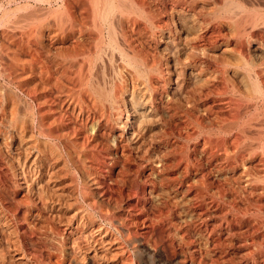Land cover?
<instances>
[{"label": "rangeland", "instance_id": "rangeland-1", "mask_svg": "<svg viewBox=\"0 0 264 264\" xmlns=\"http://www.w3.org/2000/svg\"><path fill=\"white\" fill-rule=\"evenodd\" d=\"M33 1L0 0V97L2 98H0V216H3L6 222H10L9 224H12L11 226L13 228V235L9 238L10 240L0 235L1 264H15L14 262L17 259L16 254H21L20 257L26 264H72L71 260L73 259L74 252L72 254L71 247L73 248L76 244L80 245L83 240V236L80 238L81 235H75L77 232L73 231L74 219H76L79 211L88 210L87 202L97 203L99 206L106 207L108 210L107 220H104L99 215V212L93 210H88L90 212L89 217L93 219V225L95 223L94 227H100L104 231H107L109 237L120 240L117 241L120 251L124 248L123 252L119 251V255L117 254L113 260L110 257L106 261L104 259L97 260L94 264L100 262V264L107 263V260L108 264H113L114 262V264H121L120 262H123V260L125 263V259V264L138 263L137 259H134L135 257L131 246L125 243L123 236L117 231L121 229H119L118 224L115 225L117 219L119 222L120 220L122 222L125 221L124 223L121 222L122 226L124 225V232L128 231L127 233L130 235L133 233L134 236L131 235V237L140 238L139 241L149 251L155 250L152 252L154 254L158 253L147 260V264H162L168 259H174L175 264H264V192L261 191L259 185L245 188L241 184L240 174L242 173V167L239 161H244V164L246 162V164L250 165L245 164L248 166L251 174L259 177L264 176V172H262L264 171V161L261 160L260 156L262 154L261 152L264 153V151L261 150L263 147L261 149L259 148L262 143L264 145V140L262 137H259L264 128V117L255 119L253 122L251 121V127L253 129H246V136H249V139L252 137L251 140L247 139L245 141L242 137L238 139L241 142L245 141L241 144L243 146L245 145L244 148L246 150L242 148L243 146L239 147L240 150H235V146L233 145H235L236 140L234 139L239 138L236 134L225 138V142L228 145L224 142V146L220 143V139L222 140L219 137L220 135H214L216 132L215 126L222 124V121L229 122L234 115L238 114V111L234 108L235 106L233 104L231 105L227 96L222 97L216 94L217 87H220L216 83L202 88L199 94L194 95V98L190 99L191 102H193L192 100L196 102V105L194 102L192 103L193 105L191 104L193 108L190 105H182L191 94L192 91L190 90L196 87V82L192 77L188 76L189 79L187 78L184 81V87L181 90L175 88L176 86L169 88L165 86L168 96L162 99L157 97V95L156 102L154 100L155 104L157 103L156 119L159 122L163 119V123L166 121L163 126L167 125L170 129L168 130L167 126L165 128L161 127V130L163 129L164 131H162L165 133L161 132L159 130V124L162 121L160 123L157 121L155 126L150 127L142 135L140 134L137 141L128 140L125 138L126 134H120L114 125L115 117L113 115L109 117L107 112L102 109V106L99 103L97 104V101L94 102L92 97L89 96L87 87L86 89L84 87L88 79H91L90 81H94L93 83L99 82L98 84L104 88L115 90L117 93H120L119 90H123L124 87L128 86L129 89L133 82L125 72L121 74L122 62H117L118 57L115 53V56H112V63L106 57H102V60H95L94 54L80 55L78 53L77 55L75 53L77 56H73V54H70V56L68 53L59 50L71 46V42L65 46L54 45L52 40L47 36L44 37V41L46 40L45 43L48 46L50 44L51 46L53 45V48L48 49L42 46L40 48V45L36 42V37L40 34L38 30L44 27V25H56L57 19L55 15L58 16L60 11H65L64 8L66 6L63 3L65 0H40L39 2L35 0L36 3ZM67 1L69 2L68 7L70 13L76 18H80L83 14V0ZM145 1L155 5V11L158 14L159 12L161 13L162 18L168 21L173 31H177V36H186L185 34L188 33L186 25L182 23L178 14L171 9H179L184 6L183 8L184 10L186 9V14L188 10L185 5L175 4V0ZM216 1L219 3V0H199L191 9L197 13L203 11V8L207 4L211 5L213 3V5H218ZM232 1L240 4L244 3L243 5L246 6H257L260 4L262 6L263 4V0ZM35 7L38 9L35 10ZM4 11L7 12L8 16ZM161 11L164 13L162 14ZM1 12L5 15L3 16ZM45 12L47 13L46 15ZM33 14L38 15V19ZM51 19L53 22L50 21ZM209 26L202 29V32L200 31V38H203V43L209 45V42L212 44L217 40L225 39V37L229 39L227 32L225 31V33L217 24L216 26L218 28L214 24ZM251 32L250 36L252 39H255H251L253 42L250 44H243V47H240L230 39L229 44L226 39L225 42L231 46L229 47L231 50L233 49L232 51L240 52L244 58H254V60L260 62L264 59V54L255 47L254 43H262V41L264 43V30L258 28ZM146 42H140L142 43L141 46L143 44L145 46H143L144 48L140 46V49L143 48L142 50L147 51L146 53L142 51L143 55L147 54L146 57L148 59L151 58L156 63L159 62L158 64L161 69L163 67L165 68H163L164 71L162 70V73L163 78L166 79L169 74L173 73L172 68L175 65V60L178 58L176 53L173 49L161 42ZM199 61L196 59L195 64L199 65ZM208 61L210 60H203V63L200 65L203 66L206 62L204 67H206V64H208L207 67H211L213 61ZM118 67L121 69L119 70ZM122 75H124V78ZM93 77L96 81L92 79ZM165 79L157 83L159 87L165 85ZM108 83L109 85H107ZM257 105L260 109L261 103L257 101ZM173 106L180 107L181 109H175L176 111H174ZM204 109L205 112L203 113ZM11 111H14L13 113L16 114L11 113ZM233 111L236 112L234 113ZM172 112L178 114L173 116L174 114H171ZM186 113L191 115L189 116ZM8 125L11 126L9 127ZM22 128L23 130H21ZM199 128L200 131L198 130ZM165 130L168 131L169 136ZM209 132H211V135H209ZM257 132L260 133L257 134ZM195 133L197 134L195 135ZM18 134L20 135L18 136ZM151 134H154L152 135L153 137ZM171 134L172 136H170ZM188 134L193 137L187 136ZM216 136L218 140L215 138ZM207 138L210 140H206ZM188 139L190 140L188 141ZM250 148L251 152L253 150H259L260 153H254L260 155H254V158L249 159L247 155L249 154ZM233 150L236 151V154ZM229 151L233 155H231L232 153H228ZM29 152H31L30 155ZM226 155L229 159L231 156L233 158L235 156L234 161L236 159L237 161L234 162L232 157V160L229 161L225 158ZM16 158L18 161L15 160ZM244 158L246 160H242ZM231 165L233 168H230L232 167ZM234 165L236 166L235 168ZM232 169L235 170L231 171ZM83 170L86 173H82ZM87 175H90L89 178L93 182L92 185L91 183L85 184L87 182L85 178L88 177ZM237 180L239 181L236 183ZM33 184L36 185L34 186ZM256 193L259 194L257 195ZM52 195L55 196L53 197ZM224 195L225 197H223ZM45 202L46 204H44ZM72 216L75 217L73 218ZM58 246L62 247L59 248ZM4 250L5 252H3ZM96 251L98 252V250ZM5 253L7 254L5 255ZM119 258L122 259L119 260ZM162 258L164 261H162Z\"/></svg>", "mask_w": 264, "mask_h": 264}, {"label": "bare ground", "instance_id": "bare-ground-1", "mask_svg": "<svg viewBox=\"0 0 264 264\" xmlns=\"http://www.w3.org/2000/svg\"><path fill=\"white\" fill-rule=\"evenodd\" d=\"M35 1V0H34ZM33 1V2H34ZM40 1V0H36ZM35 1V3H36ZM42 1V0H41ZM63 1V0H62ZM82 1V0H81ZM158 1V0H156ZM161 1V0H160ZM159 1V2H160ZM199 0H178L175 4H183L185 7H187L188 13L185 14L184 6L182 8H171L172 11L176 12L178 16L180 17V20L182 23H184L187 27L188 33L185 34L186 36L180 37L177 36L176 32L173 31L170 28V25L168 21L165 18H162L163 16L159 12V14L155 11V5L147 3L145 0H83L82 2V10L83 14L80 16V18H76L74 15H72L69 11V2L65 0L63 3L66 6L65 11H60L58 13L59 15L56 16L57 22L56 25L53 24V26L44 25V27L40 28L38 31L40 34L36 37V42L38 45L52 49L53 45L48 46L46 45V40L44 41V37H49L54 45H62L65 46L67 44L70 45L69 47H64L60 49L59 51H63L70 54H73V56H77L78 53L80 55H90L94 54L96 58L95 60H102V57L108 58L110 63H112V56H117L118 63L122 62V69L119 68L121 74L122 72H125L131 79L132 84L130 88L124 87L123 90H119L120 93H117V91L112 89L104 88L98 83H93L90 81L91 79L85 80L87 81L85 89L87 87V90L89 92V96L92 97L93 101L97 104L99 103L102 106V109L107 112L109 117L112 115L115 117V126L117 127L120 134H126L125 138L131 141H137L139 138V135L145 133L150 127L155 126L157 123L156 119V96L159 98L167 97L166 87L168 88L171 86H176L175 88H178L179 90L184 87L183 83L188 78V76L192 77L193 80L196 82L191 94L187 98V100L182 103L186 104V106L190 105L192 106L193 102H191L190 99L194 98V95L199 94L202 90V88L207 87L211 84H217L220 85L217 88V95L218 96H224L228 97L229 102H231V105L233 104L235 109L238 111V114L231 115L233 116L232 119L229 122H221L222 124H219L215 126L216 132L214 135L219 136L222 138L220 139V143H224L226 140L225 138L230 137L231 135H238L239 138H235V150H240V146H243L241 143L245 142L247 139H249V136H246V129H253L251 127V121L263 118L264 117V59L259 61H256L251 58L246 59L244 56L240 54V52H235L230 49L229 39L233 40L236 44H238L240 47H243V44H250L253 42L252 37L250 34L251 31L254 29H263L264 30V0L263 4L261 6L257 5H251L246 6L237 2H234L232 0H219L216 1L218 5H211L207 4L203 11L194 12L195 10H192L191 7H193L194 4H197ZM241 1V0H240ZM47 2V1H46ZM49 2V1H48ZM78 2V1H77ZM151 2V1H150ZM163 2V1H162ZM171 2V1H168ZM197 2V3H196ZM207 2V1H205ZM62 3V2H61ZM62 3V4H63ZM155 3V2H154ZM161 3V2H160ZM165 3V2H164ZM202 3V1H200ZM47 4V3H46ZM166 4V3H165ZM170 4V3H169ZM173 4V2H172ZM215 4V3H214ZM16 5V4H15ZM34 5V4H33ZM41 5V4H40ZM48 5V4H47ZM171 5V4H170ZM174 5V4H173ZM200 5V4H199ZM202 5V4H201ZM249 5V4H248ZM1 6V5H0ZM22 7V5H20ZM20 6H17L21 8ZM24 6V5H23ZM26 6V5H25ZM58 6V5H57ZM15 7V6H14ZM29 7V6H28ZM27 7V8H28ZM38 7V6H36ZM35 7V10H37ZM48 7V6H47ZM59 7V6H58ZM173 7V6H172ZM180 7V6H178ZM196 8V6H194ZM32 8V7H31ZM34 8V6H33ZM40 8V7H39ZM43 8V7H42ZM46 8V7H45ZM61 8V9H62ZM18 9V8H17ZM23 9V8H22ZM44 9V8H43ZM79 9V8H78ZM158 9V8H157ZM170 9V8H169ZM194 9V8H193ZM30 10V9H29ZM28 10V11H29ZM47 11V9H45ZM192 10V11H191ZM33 11V10H32ZM190 11V12H189ZM197 11V9H196ZM25 12V11H24ZM31 12V11H30ZM43 12V11H42ZM53 12V11H52ZM58 12V11H56ZM162 14L164 13L161 11ZM171 12V11H170ZM3 13V12H1ZM4 13L7 14L6 11ZM3 13V16L5 15ZM35 13V11H34ZM62 13V14H61ZM169 13V12H168ZM174 13V14H176ZM43 14V13H42ZM47 13L45 12V15ZM35 15V14H33ZM50 15V14H49ZM170 15V14H169ZM168 15V16H169ZM8 16V14H7ZM22 16V15H21ZM27 16V15H26ZM37 16L38 19V15ZM40 16V14H39ZM34 17V16H33ZM43 17V16H42ZM48 17V16H46ZM2 18V17H1ZM6 18V17H5ZM54 18V15H53ZM173 18V16H171ZM178 18V17H177ZM17 19V18H15ZM35 19V17H34ZM165 19V20H163ZM7 20V19H6ZM178 20V19H177ZM3 21V20H2ZM23 21V20H22ZM39 21V20H38ZM47 21V20H46ZM45 21V22H46ZM49 21V20H48ZM52 21V19L50 20ZM6 22V21H5ZM37 22V21H36ZM53 22V21H52ZM4 23V22H3ZM23 23V22H22ZM38 23V22H37ZM14 24V23H13ZM18 24V23H17ZM16 24V26H18ZM214 24L215 27L216 24L218 27L222 28L224 32H227V36L229 39L223 40H217L210 44L203 43V38H200V31L204 29L205 27H208L209 25ZM173 26V25H172ZM171 26V27H172ZM12 27V26H11ZM19 27V26H18ZM181 27V26H180ZM183 27V25H182ZM210 27V26H209ZM217 27V28H218ZM181 30V29H180ZM182 31V30H181ZM202 32V31H201ZM225 32V33H226ZM183 33V32H182ZM206 33V32H205ZM179 35V34H178ZM215 35V34H214ZM213 37V36H212ZM219 37V36H218ZM223 37V36H222ZM221 37V38H222ZM258 38V37H257ZM256 38V39H257ZM262 38V37H261ZM202 42H201V40ZM252 39V40H251ZM144 41H151V42H161L164 45H167L173 51L176 53V56L178 57L175 60V65L172 68L173 73L169 74L166 79L163 78V73L161 67L159 66V62L156 63L155 60L148 59L146 55L143 53L145 50H142L145 46L140 42ZM205 41V40H204ZM122 44V45H121ZM147 45L148 42H146ZM145 44V45H146ZM153 44V43H152ZM151 44V45H152ZM157 44V43H156ZM154 44V45H156ZM153 45V46H154ZM255 47L258 48L259 51H261L264 54V43L261 42H255ZM6 46V45H5ZM140 46L143 47L140 49ZM230 46V47H229ZM237 46V45H236ZM4 47V46H3ZM148 47V46H147ZM157 47V46H155ZM168 49L167 47H165ZM254 48V47H253ZM159 49V48H158ZM237 49V48H236ZM249 49V48H248ZM251 49V48H250ZM7 50V48H6ZM143 51V53H142ZM169 51V50H168ZM237 51V50H236ZM253 51V50H252ZM58 52V50H57ZM147 52V51H146ZM145 52V53H146ZM149 52V51H148ZM154 52V51H153ZM75 53L77 55H75ZM115 53V55H114ZM158 53V52H156ZM174 53V54H175ZM47 54V53H46ZM247 54V53H245ZM9 55V54H8ZM68 55V56H69ZM151 55V54H150ZM159 55V54H158ZM259 55V54H258ZM4 56V55H3ZM10 56V55H9ZM71 56V55H70ZM260 56V55H259ZM252 57V56H250ZM17 58V57H16ZM82 58V57H81ZM260 58V57H259ZM155 59V58H153ZM200 60L198 63H203V60H212L213 64H211V67H207L208 64H206V67L202 65H196L195 60ZM201 59H203L201 61ZM262 59V58H261ZM108 61V62H109ZM208 61V62H210ZM211 61V62H212ZM263 61V62H262ZM23 62V61H22ZM89 64V63H88ZM97 64V63H96ZM166 64V63H165ZM79 65V64H78ZM89 66V65H87ZM105 66V65H104ZM38 67V66H37ZM113 67V66H112ZM170 67V66H169ZM165 69V68H164ZM171 69V70H172ZM112 70V69H111ZM164 71V70H163ZM166 71V70H165ZM189 71V73H187ZM1 72V70H0ZM119 72V73H120ZM103 73V72H102ZM10 74V73H9ZM89 74V72H88ZM115 74V73H114ZM113 74V75H114ZM124 74V75H125ZM124 75L123 78H124ZM61 76V75H60ZM90 76V74H89ZM115 76V75H114ZM96 77V76H95ZM118 77V76H117ZM127 77V76H126ZM105 78V77H104ZM110 78V77H109ZM163 78V79H162ZM191 78V79H192ZM94 79V77L92 78ZM118 79V78H117ZM166 80L165 85L159 87L157 83H160L159 81ZM189 79V78H188ZM96 81V79H94ZM124 80V79H122ZM60 81V80H59ZM82 81V79H81ZM100 81V80H99ZM103 81V80H102ZM80 84V83H79ZM104 84V83H103ZM157 84V85H156ZM109 85V83L107 84ZM122 85V84H121ZM3 88V87H2ZM162 88V89H161ZM4 89V88H3ZM32 89V88H31ZM35 89V88H34ZM121 89V88H120ZM37 90V89H36ZM215 90V89H214ZM33 91V90H32ZM80 91V90H79ZM83 91V90H82ZM86 91V90H85ZM168 91V90H167ZM176 91V90H175ZM205 91V90H204ZM64 92V91H63ZM68 92V91H66ZM78 92V91H77ZM180 92V91H179ZM178 92V93H179ZM213 92V90H212ZM69 93V92H68ZM80 93V92H79ZM60 94V93H59ZM6 95V94H5ZM179 95V94H178ZM215 95V94H213ZM3 96V95H2ZM65 96V95H64ZM84 96V95H83ZM183 96V95H182ZM187 96V95H185ZM184 96V97H185ZM11 97V96H10ZM39 97V96H38ZM82 98V96H80ZM79 97V98H80ZM209 97V96H207ZM206 97V98H207ZM1 98V97H0ZM14 98V97H13ZM86 98V97H85ZM175 98V96H174ZM217 98V97H216ZM2 99V98H1ZM87 99V98H86ZM158 99V98H157ZM78 100V99H77ZM155 100V102H154ZM204 100V99H203ZM214 100V99H213ZM35 101V100H34ZM81 101V100H80ZM182 101V100H181ZM225 101V100H224ZM257 101L261 103L260 109L257 105ZM73 102V101H72ZM174 102V101H172ZM179 102V101H178ZM5 103V102H4ZM12 103V102H11ZM76 103V102H75ZM82 103V102H81ZM161 103V102H160ZM175 103V102H174ZM181 103V102H180ZM196 105V102H194ZM220 103V102H219ZM223 103V102H221ZM14 104V103H13ZM41 104V103H40ZM39 104V105H40ZM74 104V103H72ZM78 104V103H77ZM92 104V103H91ZM94 104V103H93ZM192 104V105H191ZM67 105V104H66ZM177 105V103H176ZM181 105V104H180ZM12 106V105H11ZM10 106V107H11ZM51 106V105H50ZM68 106V105H67ZM81 106V105H80ZM87 106V104H86ZM179 106V105H178ZM185 106V105H184ZM189 106V107H190ZM227 106V105H226ZM174 107V106H173ZM172 107V108H173ZM196 107V106H195ZM221 107V106H220ZM231 107V106H230ZM233 107V106H232ZM88 108V107H87ZM95 108V107H94ZM93 108V109H94ZM101 108V107H100ZM180 108V107H179ZM178 107H174L173 110L179 109ZM193 108V106H192ZM197 108V107H196ZM229 108V107H228ZM233 108V110H234ZM39 109V108H38ZM76 109V108H75ZM97 109V108H96ZM181 109V108H180ZM189 109V108H186ZM206 109V107H205ZM205 109L203 113L205 112ZM1 110V109H0ZM51 110V109H50ZM55 110V109H54ZM74 110V109H73ZM72 110V111H73ZM78 110V109H77ZM82 110V109H81ZM171 110V109H170ZM172 110V111H173ZM227 110V109H226ZM261 110V111H260ZM9 111V110H8ZM181 111V110H180ZM177 111V112H180ZM229 111V110H228ZM14 112V111H13ZM11 111V113H13ZM50 112V111H49ZM53 112V111H52ZM61 112V111H60ZM186 112V111H183ZM188 112V111H187ZM211 112V111H210ZM232 112V111H231ZM234 112V111H233ZM236 112V111H235ZM234 112V113H235ZM4 113V112H3ZM181 113V112H180ZM196 113V112H195ZM16 114V113H13ZM18 114V113H17ZM23 114V113H22ZM28 114V113H27ZM42 114V113H41ZM57 114V113H56ZM87 114V113H86ZM171 114H174L173 112ZM176 114V113H175ZM173 116H176V115ZM187 115H191L189 113H186ZM202 114V113H201ZM26 115V114H25ZM40 115V114H39ZM43 115V114H42ZM50 115V114H49ZM61 115V114H60ZM107 115V116H108ZM193 115V114H192ZM247 115V116H246ZM255 115V116H254ZM23 116V115H22ZM102 116V115H101ZM105 116V115H104ZM160 117V115H158ZM172 116V115H171ZM204 116V115H203ZM207 116V115H206ZM246 116V117H245ZM249 116V117H248ZM9 117V116H8ZM35 117V116H34ZM38 117V116H37ZM41 117V116H40ZM39 117V118H40ZM61 118V116H59ZM188 117V116H187ZM215 117V116H214ZM14 118V117H13ZM22 118V117H21ZM104 118V117H103ZM158 118V117H157ZM163 118V117H162ZM185 118V117H184ZM190 118V117H189ZM4 119V118H3ZM55 119V118H54ZM59 119V118H58ZM63 119V118H62ZM95 119V118H94ZM226 119V118H225ZM229 120V118H227ZM5 120V119H4ZM163 120V119H162ZM161 120V121H162ZM165 120V119H164ZM173 120V119H172ZM188 120V119H187ZM214 120V119H213ZM264 120V118H263ZM30 121V120H29ZM38 121V119H37ZM41 121V120H40ZM50 121V120H49ZM108 121V120H107ZM160 121V122H161ZM194 121V119H193ZM192 121V124H193ZM4 122V121H3ZM48 122V121H47ZM110 122V121H109ZM159 122V121H158ZM159 122V123H160ZM218 122V121H217ZM263 122V121H262ZM43 123V122H42ZM166 123V121H165ZM165 123H160V129ZM186 123V122H185ZM190 123V122H188ZM197 123V122H196ZM21 124V123H20ZM47 124V123H46ZM113 124V123H112ZM168 124V121H167ZM191 124V123H190ZM204 124V123H203ZM215 124V123H214ZM264 124V123H263ZM110 125V124H109ZM177 125V124H176ZM189 125V124H187ZM200 125V122H199ZM253 125V124H252ZM9 126V125H8ZM11 126V125H10ZM9 126V127H10ZM14 126V125H13ZM20 126V125H19ZM24 126V125H23ZM37 126V125H36ZM108 126V125H107ZM170 126V123H169ZM201 126V125H200ZM211 126V125H210ZM214 126V125H213ZM264 126V125H263ZM15 127V126H14ZM22 127V126H21ZM171 127V126H170ZM176 127V126H175ZM186 127V126H185ZM188 127V126H187ZM203 127V126H202ZM201 127V128H202ZM262 127V125H260ZM88 128V127H87ZM168 130L170 129L167 126ZM183 128V127H182ZM209 128V127H207ZM213 128V127H212ZM257 128V127H256ZM255 128V130H256ZM25 129V128H24ZM40 129V128H39ZM38 129V130H39ZM158 129H156L158 131ZM187 129V128H185ZM203 129V128H202ZM206 129V127H205ZM262 129V128H261ZM264 129V128H263ZM262 129L261 135L259 137L264 140V130ZM23 130V128L21 129ZM172 130V129H171ZM200 131V128L198 129ZM213 131V129H211ZM17 131V130H16ZM156 131V133H157ZM159 131V132H160ZM166 131V130H165ZM198 131V132H199ZM215 131V130H214ZM253 131V130H252ZM10 132V131H9ZM25 132V131H24ZM40 132V131H39ZM38 132V133H39ZM68 132V131H67ZM168 131H166V134ZM174 133V131H172ZM204 132H206L204 130ZM208 132V131H207ZM261 132V131H260ZM259 132V133H260ZM20 133V132H19ZM62 133V132H61ZM60 133V134H61ZM151 133V130H150ZM154 133V132H153ZM165 133V132H163ZM172 133V134H173ZM211 135V132H209ZM257 132V134H259ZM7 134V133H6ZM30 134V133H29ZM28 134V135H29ZM45 134V133H44ZM147 134V133H146ZM149 134V133H148ZM172 134L170 136H172ZM197 133H195L196 135ZM203 134V133H200ZM20 134H18L19 136ZM33 135V134H32ZM43 135V134H42ZM63 135V133H62ZM154 134H151V136ZM156 135V134H155ZM208 135V136H209ZM233 135V136H234ZM3 136V135H2ZM64 136V135H63ZM145 136V135H144ZM150 136V137H151ZM164 136H166L164 134ZM174 136V135H173ZM189 136V134L187 135ZM217 136L215 137L217 140ZM222 136V137H221ZM232 136V138H233ZM32 137V136H31ZM37 137V136H36ZM35 137V138H36ZM50 137V136H49ZM66 137V136H65ZM143 137V136H142ZM153 137V136H152ZM151 137V138H152ZM193 137V136H189ZM197 137V136H196ZM199 137V136H198ZM205 137V136H204ZM211 137V136H210ZM242 137L245 141H239ZM28 138V137H27ZM30 138V136H29ZM34 138V139H35ZM60 139V138H59ZM126 139V140H127ZM142 139V138H140ZM176 139V138H175ZM207 138L206 140H208ZM252 139V137H251ZM249 139V140H251ZM261 139V140H262ZM8 140V139H7ZM17 140V139H16ZM24 140V139H23ZM27 140V139H26ZM31 140V139H30ZM57 140V139H56ZM153 140V138H152ZM187 140V139H186ZM190 139H188L189 141ZM203 140V139H202ZM210 140V139H209ZM215 140V139H214ZM232 140V139H231ZM1 141V140H0ZM4 141V140H3ZM29 141V140H28ZM130 141V142H131ZM140 141V140H139ZM205 141V140H204ZM39 142V141H38ZM49 142V140H48ZM72 142V141H70ZM234 142V141H233ZM19 143V142H18ZM42 143V142H41ZM64 143V142H63ZM82 143V142H80ZM227 144V142H225ZM71 144V143H70ZM213 144V143H212ZM215 144V143H214ZM219 144V143H218ZM217 144V145H218ZM248 144V143H247ZM250 144V143H249ZM12 145V144H11ZM52 145V144H51ZM62 145V144H61ZM66 145V144H65ZM73 145V144H72ZM77 145V144H76ZM178 145V144H177ZM216 145V146H217ZM220 145V144H219ZM224 145V144H223ZM228 145V144H227ZM28 146V145H27ZM33 146V145H32ZM55 146V145H54ZM74 146V145H73ZM79 146V145H77ZM214 146V145H213ZM225 146V145H224ZM65 147V146H64ZM81 147V146H80ZM173 147V146H172ZM245 145L242 147L243 149ZM251 147V146H250ZM259 147V145H258ZM263 147V149H261ZM37 148V147H36ZM50 148V147H49ZM180 148V147H179ZM216 148V147H215ZM241 148V149H242ZM249 148V147H248ZM247 148V149H248ZM252 148V147H251ZM249 149V154L247 155L248 158H252L254 155H260L256 154L259 152V150H253L252 152ZM256 149V147H254ZM261 150L264 151V145L263 143L259 147ZM222 149V148H221ZM225 149V148H223ZM230 149V148H229ZM37 150V149H36ZM48 150V149H47ZM61 150V149H59ZM219 150V149H218ZM246 150V149H245ZM39 151V150H38ZM53 151V150H52ZM80 151V150H79ZM217 151V150H215ZM234 151V150H233ZM248 151V150H247ZM84 152V151H83ZM160 152V151H159ZM236 151H234L235 153ZM256 152V153H254ZM31 152H29L30 155ZM33 153V151H32ZM46 153V152H45ZM48 153V152H47ZM50 153V152H49ZM86 153V152H85ZM222 153V152H221ZM228 153H232L229 151ZM238 153V151H237ZM247 153V152H246ZM260 153V152H259ZM261 160L264 161V153L261 152ZM62 154V153H61ZM72 154V153H71ZM225 154V153H224ZM236 154V153H235ZM234 154V155H235ZM36 155V154H35ZM60 155V154H59ZM83 155V154H82ZM156 155V154H155ZM233 155V153L231 154ZM45 156V155H44ZM67 156V155H66ZM77 156V155H76ZM225 156V155H224ZM229 156V154H228ZM38 157V156H37ZM61 157V156H60ZM82 157V156H81ZM232 157V156H231ZM230 157L227 158V155L225 158H227L229 161L232 160ZM242 157V156H241ZM256 157V156H255ZM19 158V157H18ZM34 158V157H33ZM32 158V159H33ZM47 158V157H46ZM73 158V156H72ZM71 158V159H72ZM87 158V157H86ZM157 158V157H156ZM224 158V157H223ZM233 158V157H232ZM238 158V157H236ZM247 158V159H248ZM254 158V157H253ZM26 159V158H25ZM75 159V158H74ZM235 159V156L233 158V161ZM240 159V158H239ZM248 159V160H249ZM17 160V158L15 159ZM143 160V159H142ZM156 160V159H155ZM158 160V159H157ZM226 160V159H225ZM227 160V161H228ZM242 160H246L245 158ZM18 161V160H17ZM33 161V160H32ZM82 161V160H81ZM90 161V160H88ZM153 161V158H152ZM162 161V160H161ZM237 161V159L235 160ZM234 161V162H235ZM241 170L242 173L240 174V181L241 184L246 187H255L256 185L260 186V189L262 192H264V176L259 177L255 174H251L249 171L248 165L246 166L244 164V161L241 162ZM238 161V162H239ZM57 162V161H56ZM79 162V161H78ZM222 162V160H221ZM226 162V161H225ZM234 162H232L234 164ZM260 162V161H259ZM7 163V162H6ZM161 163V162H160ZM220 163V162H218ZM229 163V162H226ZM254 163V162H253ZM263 163V162H262ZM44 164V163H43ZM77 164V163H76ZM82 164V163H81ZM216 164V163H214ZM21 165V164H20ZM30 165V164H29ZM28 165V166H29ZM78 165V164H77ZM83 165V164H82ZM89 165V164H88ZM232 166V165H231ZM255 166V165H254ZM262 166V165H261ZM264 166V165H263ZM22 167V166H21ZM26 167V166H25ZM76 167V165H75ZM236 166L234 165V168ZM20 168V167H19ZM230 168H233L230 167ZM92 169V168H91ZM222 169V168H221ZM252 169V168H251ZM259 169V168H258ZM263 169V168H262ZM28 170V169H27ZM235 170V169H234ZM233 169L231 171H234ZM239 170V169H238ZM96 171V169H95ZM240 171V170H239ZM258 171V170H257ZM21 172V171H20ZM38 172V171H37ZM52 172V171H51ZM236 172V171H235ZM264 172V171H262ZM69 173V172H68ZM67 173V174H68ZM82 173H86L85 170L82 171ZM89 173V172H88ZM161 173V172H160ZM6 174V173H5ZM25 174V173H24ZM201 174V173H200ZM26 175V174H25ZM24 175V176H25ZM66 175V174H65ZM73 175V174H71ZM85 175V174H84ZM12 176V175H11ZM79 176V175H78ZM86 176V175H85ZM88 176V175H87ZM102 176V175H101ZM238 176V175H237ZM22 177V176H21ZM82 177V176H81ZM88 177H85L87 182L85 184L92 185V180ZM25 178V177H24ZM23 178V179H24ZM27 178V177H26ZM54 178V177H53ZM72 178V177H71ZM84 178V179H85ZM205 178V177H204ZM32 179V178H31ZM50 179V178H48ZM59 179V178H58ZM75 179V178H73ZM12 180V179H11ZM22 180V179H21ZM94 180V179H93ZM201 180V179H200ZM225 180V179H224ZM31 181V180H30ZM47 181V180H46ZM74 181V180H73ZM72 181V182H73ZM239 180L236 181V183ZM127 182V181H126ZM200 182V181H198ZM205 182V181H204ZM207 182V181H206ZM224 182V181H223ZM227 182V181H226ZM235 182V181H234ZM14 183V182H13ZM17 183V182H16ZM22 183V182H21ZM36 183V182H35ZM71 183V181H70ZM147 183V182H146ZM235 183V184H236ZM26 184H28L26 182ZM109 184V183H108ZM112 184V183H111ZM115 184V183H114ZM208 184V183H207ZM210 184V183H209ZM30 185V184H29ZM34 186L36 184H33ZM47 185V184H46ZM52 185V184H51ZM82 185V184H81ZM99 185V184H98ZM206 185V184H205ZM222 185V184H221ZM241 185V186H242ZM20 186V185H19ZM28 186V185H26ZM70 186V185H69ZM68 186V187H69ZM107 186V185H106ZM196 186V185H195ZM200 186V185H199ZM239 186V185H238ZM25 187V186H23ZM47 187V186H46ZM67 187V186H66ZM81 187V186H80ZM97 187V186H96ZM108 187V186H107ZM208 187V186H207ZM232 187V186H231ZM29 188V187H28ZM43 188V187H42ZM58 188V187H57ZM78 188V187H77ZM205 188V187H204ZM218 188V187H217ZM230 188V187H229ZM240 188V187H239ZM19 189V188H17ZM21 189V188H20ZM37 189V188H36ZM62 189V188H61ZM67 189V188H66ZM96 189V188H95ZM191 189V188H190ZM211 189V188H209ZM223 189V188H222ZM40 190V189H39ZM42 190V189H41ZM45 190V189H44ZM56 190V189H55ZM85 190V189H84ZM126 190V189H125ZM202 190V189H201ZM207 190V189H206ZM220 190V189H219ZM229 190V189H228ZM227 190V191H228ZM234 190V189H232ZM242 190V189H241ZM43 191V190H42ZM108 191V190H107ZM197 191V190H196ZM199 191V190H198ZM214 191V190H213ZM239 191V190H238ZM14 192V191H13ZM28 192V191H27ZM33 192V191H32ZM41 192V191H40ZM54 192V191H53ZM226 192V191H225ZM233 192V191H232ZM223 193V192H222ZM252 193V192H251ZM13 194V193H12ZM51 194V193H50ZM57 194V193H56ZM59 194H61L59 192ZM75 194V193H74ZM77 194V193H76ZM246 194V193H245ZM244 194V195H245ZM257 194V193H256ZM259 194V193H258ZM257 194V195H258ZM264 194V193H263ZM28 195V194H27ZM26 195V196H27ZM49 195V193H48ZM86 195V194H85ZM218 195V194H217ZM220 195V194H219ZM236 195V194H235ZM252 195V194H251ZM250 195V196H251ZM12 196V195H11ZM30 196V195H29ZM42 196V195H41ZM53 197L55 195H52ZM57 196V195H56ZM78 196V195H77ZM168 196V195H167ZM204 197V195H202ZM215 196V194H214ZM254 196V194H253ZM43 197V196H42ZM225 197V195L223 196ZM222 197V198H223ZM27 198V197H26ZM39 198V196H38ZM47 198V197H46ZM97 198V197H96ZM103 198V197H102ZM221 198V199H222ZM248 198V197H247ZM264 198V197H263ZM16 199V198H15ZM53 199V198H52ZM82 199V198H81ZM4 200V199H3ZM49 200V199H48ZM57 200V199H56ZM92 200V199H91ZM249 200V199H248ZM255 200V199H254ZM8 201V200H7ZM15 201V200H14ZM25 201V200H24ZM30 201V200H29ZM53 201V200H52ZM97 201V200H96ZM93 202V201H92ZM118 202V201H117ZM144 202V201H143ZM109 203V202H108ZM220 203V202H219ZM226 203V202H225ZM26 204V203H25ZM46 204V202L44 203ZM55 204V203H54ZM57 204V202H56ZM55 204V205H56ZM80 204V202H79ZM117 204V203H116ZM3 205V204H2ZM14 205V204H13ZM18 206V205H17ZM23 206V205H22ZM38 206V205H37ZM45 206V205H44ZM81 206V205H80ZM79 206V207H80ZM115 206V205H114ZM134 206V205H133ZM29 207V206H28ZM61 207V205H60ZM82 207V206H81ZM88 210L90 211H96L99 212V215L104 220H107L108 216V210L106 207L99 206L97 203H88L87 202ZM222 207V206H221ZM14 208V207H13ZM12 208V209H13ZM17 208V207H16ZM85 208V207H84ZM131 208V207H130ZM129 208V209H130ZM231 208V207H230ZM81 209V208H80ZM126 209V208H125ZM138 209V208H137ZM215 209V208H214ZM31 210V209H30ZM57 210V209H56ZM68 210V209H67ZM79 210V209H78ZM82 210V209H81ZM88 210L86 211H79L76 219H74V232L75 235H81L80 238L83 236L82 243L80 245H75L72 249L73 259L71 260L72 264H94L97 260L100 261L104 259H110V257L113 258L117 256V254L120 251V247L117 241L111 237H109L107 231L100 227H94L93 225V219L89 217ZM15 211V210H14ZM13 211V212H14ZM77 211V210H76ZM241 211V210H240ZM60 213V212H59ZM168 213V212H167ZM2 214V213H1ZM122 214V213H120ZM3 215V214H2ZM53 215V214H52ZM71 215V214H70ZM76 216V214H74ZM87 215V216H86ZM93 215V214H91ZM119 215V214H118ZM128 215V214H127ZM222 215V214H221ZM246 215V214H245ZM75 216H72L73 218ZM113 216V215H112ZM220 216V215H219ZM47 217V216H46ZM45 217V218H46ZM60 217V216H59ZM63 217V215H62ZM71 217V218H72ZM116 217V216H115ZM64 218V217H63ZM69 218V217H68ZM78 218V219H77ZM126 218H128L126 216ZM70 219V218H69ZM120 219V218H119ZM68 220V219H67ZM111 220V218H110ZM116 220V219H115ZM53 221V220H52ZM63 221V220H62ZM72 221V220H70ZM122 220L120 222L118 219L116 220L115 225L118 224L119 234L123 236L125 243L128 246H131L133 253H134V259H137V264H147V260L151 259L154 255H157L158 253L154 254L152 251H149L139 240L140 238L137 237H131L134 236L132 233L131 235L127 232H124V228L122 226ZM10 223V222H9ZM8 222H6L5 218L3 216H0V235L5 236L6 239H9L13 235V228L12 224L10 225ZM23 223V222H21ZM45 223V222H44ZM57 223V222H56ZM69 223V220H68ZM71 223V222H70ZM108 223V222H107ZM228 223V222H227ZM20 224V223H19ZM26 224V223H25ZM49 224V223H48ZM133 224V223H132ZM155 224V223H154ZM72 225V223H71ZM228 225V224H227ZM226 225V226H227ZM26 226V225H25ZM30 226V225H29ZM61 226V225H60ZM138 226V225H137ZM157 226V225H156ZM18 227V225H17ZM225 227V226H224ZM25 228V227H24ZM46 228V227H45ZM65 228V227H64ZM33 229V227H32ZM43 229V228H42ZM117 229V227H116ZM128 229V228H127ZM175 229V228H174ZM210 229V228H209ZM224 229V228H223ZM228 230V229H227ZM71 231V232H73ZM34 232V231H33ZM58 232V231H57ZM60 232V231H59ZM214 232V231H213ZM225 232V231H224ZM23 233V232H22ZM52 233V232H51ZM216 233V232H215ZM16 234V233H15ZM25 234V233H24ZM71 234V233H70ZM214 234V233H213ZM19 235V234H18ZM27 235V233H26ZM25 235V236H26ZM57 235V233H56ZM130 235V236H129ZM167 235V234H166ZM0 236V237H1ZM53 236V234H52ZM139 236V235H138ZM180 236V235H179ZM55 237V236H54ZM14 238V237H13ZM17 238V237H16ZM43 238V237H42ZM122 238V237H121ZM146 238V237H145ZM199 238V237H198ZM10 240V239H9ZM165 240V239H164ZM185 240V239H184ZM59 241V240H58ZM56 241V242H58ZM260 241V240H259ZM9 242V241H8ZM79 242V241H78ZM184 242V241H183ZM187 242V241H186ZM256 242V241H255ZM45 243V242H44ZM221 243V242H220ZM8 244V243H6ZM71 244V243H70ZM79 244V243H78ZM82 244V246H81ZM145 244V243H144ZM225 244V243H224ZM12 245V243H11ZM61 245V244H60ZM72 245V244H71ZM19 246V245H18ZM66 246V245H65ZM127 246V247H128ZM150 246V245H149ZM207 246V245H206ZM221 246V245H220ZM41 247V246H40ZM59 247V246H58ZM62 247V246H60ZM59 247V248H60ZM151 247V246H150ZM14 248V247H12ZM66 248V247H65ZM63 248V249H65ZM130 248V249H131ZM149 248V247H148ZM206 248V247H205ZM9 249V248H8ZM18 249V248H17ZM126 249V248H125ZM198 249V248H197ZM11 250V249H10ZM14 250V249H13ZM98 250V252L96 251ZM124 250V248H123ZM121 249V251L123 252ZM151 250V248H150ZM15 251V250H14ZM63 251V250H62ZM66 251V250H65ZM120 251V252H121ZM205 251V250H204ZM5 252V250L3 251ZM8 252V251H6ZM58 252V251H57ZM213 252V251H212ZM22 253V252H21ZM125 253V252H124ZM123 253V254H124ZM132 253V254H133ZM3 254V253H2ZM1 254V255H2ZM7 253H5L6 255ZM10 254V253H9ZM13 255V254H12ZM35 255V254H34ZM57 255V254H56ZM69 255V253H68ZM119 255V254H118ZM175 255V254H173ZM21 254H16L17 259L15 260V264H26V262L20 257ZM61 256V255H60ZM144 256V257H142ZM4 257V255H3ZM124 257V256H123ZM156 257V256H155ZM6 258V257H5ZM10 258V257H9ZM32 258V257H31ZM30 258V259H31ZM51 258V257H50ZM15 259V258H14ZM58 259V258H57ZM122 258H119L121 260ZM155 259V258H154ZM161 259V258H160ZM39 260V259H38ZM118 260V259H117ZM115 260V261H117ZM130 260V259H129ZM158 260V258H157ZM163 260L164 264H175V260ZM190 260V259H189ZM230 260V259H229ZM56 261V260H55ZM159 261V260H158ZM192 261V260H191ZM4 262V261H3ZM37 262V261H36ZM132 262V261H131ZM150 262V261H149ZM153 262V259H152ZM59 263V262H57ZM66 263V262H65ZM101 263V262H100ZM98 263V264H100ZM106 263V262H104ZM102 263V264H104ZM110 263V261H109ZM115 263V262H114ZM113 263V264H114ZM121 264L124 263L120 262ZM126 263V259H125ZM124 263V264H125ZM129 263V262H128ZM155 263V262H154ZM162 263V264H163ZM180 263V260H179ZM263 263V262H262ZM1 264V262H0ZM4 264V263H3ZM13 264V263H12ZM37 264V263H36ZM108 264V260L107 263ZM111 264V263H110ZM131 264V263H130ZM160 264V263H159Z\"/></svg>", "mask_w": 264, "mask_h": 264}]
</instances>
